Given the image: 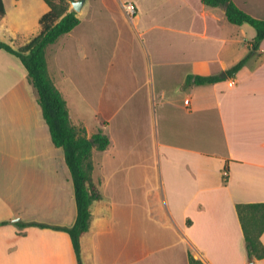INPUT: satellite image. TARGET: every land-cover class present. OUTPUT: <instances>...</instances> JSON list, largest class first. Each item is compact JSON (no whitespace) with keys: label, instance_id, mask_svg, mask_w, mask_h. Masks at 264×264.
<instances>
[{"label":"crops","instance_id":"obj_1","mask_svg":"<svg viewBox=\"0 0 264 264\" xmlns=\"http://www.w3.org/2000/svg\"><path fill=\"white\" fill-rule=\"evenodd\" d=\"M231 1L264 20V0ZM126 2L137 6L133 19ZM3 3L0 41L18 49L41 33L45 0ZM76 12L80 24L46 55L73 126L110 139L92 149L101 197L84 264H190V254L249 264L236 205L264 203V40L229 76L257 32L229 22L226 6L85 0ZM194 75L223 80L186 86ZM76 218L65 152L25 66L0 49V264H78L67 232L33 225L72 227Z\"/></svg>","mask_w":264,"mask_h":264},{"label":"trees","instance_id":"obj_2","mask_svg":"<svg viewBox=\"0 0 264 264\" xmlns=\"http://www.w3.org/2000/svg\"><path fill=\"white\" fill-rule=\"evenodd\" d=\"M45 1L50 10L41 19L43 26L41 33L18 49L0 41V49L18 57L25 66L37 91L53 142L57 147L63 148L74 182L77 204L75 224L72 227L47 226L39 223L33 225L67 232L71 238L78 264H84L82 239L89 230L92 203L101 197L92 178V149L97 146L99 150H106L110 145V139L102 133L88 138L71 122L67 102L49 74L46 51L48 46L56 43L62 36L71 33L81 21L77 12L71 9V3L74 0ZM203 3L211 7L226 6L227 4L226 16L229 22L236 25L249 24L257 32L249 55L227 71L229 76H234L260 48V44L264 40V20L246 13L231 0H203ZM5 13L3 0H0V21ZM221 80L223 79L220 76L194 75L187 79L185 85H203ZM223 177L227 182L229 178L228 166L225 167ZM236 209L245 238L248 261L251 264H257V260L264 259V245L261 240L264 234V203L237 204ZM20 226L25 227L27 224ZM189 258L190 264H203L191 254ZM254 260L255 262H252Z\"/></svg>","mask_w":264,"mask_h":264},{"label":"built area","instance_id":"obj_3","mask_svg":"<svg viewBox=\"0 0 264 264\" xmlns=\"http://www.w3.org/2000/svg\"><path fill=\"white\" fill-rule=\"evenodd\" d=\"M123 8H124V11H125L127 17H129L130 19H133L135 17V15L137 14V6L133 2L123 3ZM233 84H234V82L231 81L230 85H233Z\"/></svg>","mask_w":264,"mask_h":264},{"label":"water","instance_id":"obj_4","mask_svg":"<svg viewBox=\"0 0 264 264\" xmlns=\"http://www.w3.org/2000/svg\"><path fill=\"white\" fill-rule=\"evenodd\" d=\"M84 2H85V0H74V1L72 2V8H73L75 11H78V12H79V11H81V8H82ZM226 6H227V4H226ZM224 77H227V75L224 74ZM252 262H255V260L252 261ZM249 264H251V263L249 262Z\"/></svg>","mask_w":264,"mask_h":264},{"label":"rangeland","instance_id":"obj_5","mask_svg":"<svg viewBox=\"0 0 264 264\" xmlns=\"http://www.w3.org/2000/svg\"><path fill=\"white\" fill-rule=\"evenodd\" d=\"M246 25H248V27L250 28V29H253V27L251 26V25H249V24H246ZM264 264V263H263Z\"/></svg>","mask_w":264,"mask_h":264}]
</instances>
